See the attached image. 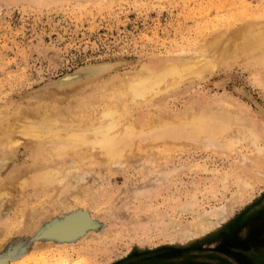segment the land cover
I'll return each mask as SVG.
<instances>
[{
	"label": "rangeland",
	"instance_id": "rangeland-1",
	"mask_svg": "<svg viewBox=\"0 0 264 264\" xmlns=\"http://www.w3.org/2000/svg\"><path fill=\"white\" fill-rule=\"evenodd\" d=\"M247 20H264V0H0V120L25 109L82 113L89 119L106 104L122 101L115 87L123 79L146 66L205 56L208 51L200 49L205 41ZM261 52L255 51L264 56V48ZM215 58L209 59L216 67L138 104L131 113L136 127L151 118H173L222 103L234 116L251 119L264 135V65L255 55L222 62ZM205 61L201 57L202 66ZM87 65L99 67L98 77L71 88L54 87V81ZM160 139H152L150 147L149 142L148 155L135 141L133 147L140 153L143 149L142 155L127 150L122 166H104L96 159L72 165L65 159L62 164H70L72 175L22 191L20 176L25 180L33 173H21V168L42 166L38 147L21 143L0 173V191L12 194L0 201V233L5 234V240L0 234V264L26 255L33 262L43 258L54 263L64 256V261L84 259L90 264H264V173L259 177L257 169L256 176L255 162L241 165L252 147L242 142L233 152L210 144L207 149L205 140L170 144ZM244 181L250 186L245 188ZM31 207L36 214L28 213ZM71 207L72 214H88L92 226L69 240L35 239L33 233L50 222L49 216L65 219ZM226 207V216L212 218L206 230H185L200 213ZM30 238L41 248L34 245L35 250L3 261L15 253L16 241Z\"/></svg>",
	"mask_w": 264,
	"mask_h": 264
},
{
	"label": "bare ground",
	"instance_id": "bare-ground-1",
	"mask_svg": "<svg viewBox=\"0 0 264 264\" xmlns=\"http://www.w3.org/2000/svg\"><path fill=\"white\" fill-rule=\"evenodd\" d=\"M248 17L250 18V16ZM247 21H245L247 23L244 24L243 26H239L237 28H230L227 30L224 29L225 31L224 32L220 31V33L215 32V34L217 33L218 35L214 37L212 35V38L210 39L207 38L208 40L205 41V43L202 45L200 49L206 50V52L208 51V53L211 55L210 57L213 59L216 56L218 59L217 58L215 59L217 61L219 60L218 62H222L225 59L230 60V59L235 58L236 56H239L241 58H247V57L255 55V56H258L257 63H259L260 65H264V56L258 55L259 53H262L261 51L264 48V20L263 21L253 20L251 22L250 20H247ZM256 50H258V54L255 53ZM201 53L203 52H200V54ZM208 53H206V55ZM212 54L214 57H212ZM196 56L195 58H193L194 54L192 57H188L187 55L188 60L184 63L174 62V63H170L169 65L146 66L140 72L136 73L134 76L132 75V77L130 78L123 79L115 87L119 91V98L122 99V101L120 102V100H118V103L112 106L106 104L107 106L105 105V108L98 111L95 115L92 114L93 116H91L89 119L85 118V116H83L82 113L81 114L79 113V115L73 116V115L68 114L67 111H66L67 114H64L65 113L64 110H63L64 113H52L50 112L51 110H49V112L48 111L43 112V111H37L33 109L26 110L25 108H24L25 110H22V111L20 110L21 112H19V114H17L16 116H13V117L11 116L12 119L10 120L1 119L0 120V173L2 169L5 167L6 162L16 157L17 149L19 145H21V143L27 144L28 146L32 145L34 147L36 146L38 147L39 153H40V156H39L40 163L42 167L39 170H27L26 168H21V171L19 172L21 173L28 172V174L29 172H31L33 174L30 177L29 176L26 177L25 176L26 174L22 175L26 177L25 180L24 178L20 176V178L23 179L21 181V184L19 183L20 181L17 182L20 185V187H18V189L20 188V190L22 188L27 189L26 187L30 189V185L34 186L33 188H35L36 184H38L40 181H42L43 183L45 182L47 185V182L51 180H55L54 178H56V182H58L57 179L58 180L62 179L64 175L66 176L72 175V174H69V172L73 171L69 169L71 168L70 164L68 162L66 163L69 165L65 163L68 166V168H66L67 166L62 164V161L64 162L65 159H71L69 162L70 163L73 162L74 164L72 163V165H76V164L78 165L84 162L86 163V161L90 159H96L98 160L100 164H105L104 166L106 165L111 166L114 163L115 165L119 164L120 166H122L123 163L127 164V162H123L124 156L126 155L127 150L134 151L133 148L136 145H133V144H135L134 143L135 141L139 140V144L140 145L143 144L142 148L143 149L146 148L147 151L145 149L143 152L142 148H141L142 149L141 151L143 152V154L148 155L147 154V152L149 153L148 148L153 144L152 142L154 140L160 141L161 140L160 138H162V142H165L166 140L167 141L169 140V142L170 141L175 142L176 140L177 141L185 140L186 142L190 143V142H199V141L201 142V140H205L208 143V146L210 144V146H214V147L216 146V149L218 147L219 150L222 148V150L223 149H225L226 151L233 150V152L234 150L237 149V148H234L236 147L237 144H240L242 142H247V144H249L250 147H252V153L250 154V156L245 155L246 157H243V158L241 157L242 159L241 165H242V162L246 163L248 161V163H252V164L255 162L257 166L255 167L256 169H254L253 172H256L255 173L256 176H258L261 172L263 174L264 169L262 168L264 166V159L262 160L261 157L264 156V135L261 134V132L257 130L256 124L251 119L249 120L248 118H242L241 116H237V115L234 116L230 111L229 105L218 103L217 106L215 105L216 108H211L207 106L202 107V108L199 107L198 110L193 111V112L188 111L182 116H177L173 118L172 116H170V118L163 116L158 119H156L157 117L151 118L145 124H143V126H140V127H136L134 120L131 119V113L134 110V108L138 106V104L145 103L151 98H154L156 95L158 96L160 92L163 93V91H166L174 86H177L179 83H181L183 80L187 79L188 77H191V76L194 77L197 75L199 76V73L201 74L207 67H208L207 69L211 68L213 65H215L216 67V64H214L215 62H212V60L209 59L210 57H208V55H207L208 58L205 57L204 55L203 56L199 55L200 56V58L198 57L199 59L196 58ZM201 57H204V59L206 60L205 61L206 63L204 62L205 64L202 63L203 66L201 65ZM98 71H99V67L94 66V65H90V66L87 65L86 67H83L79 71L73 72V74H67L64 77L57 79V81H54L55 86L54 84L53 86L56 89L57 88H60V89L71 88L77 84L83 83L86 80H91V78H93L94 76H97ZM88 112L90 113V111ZM83 114L85 115V113ZM158 115L160 116L161 113H159ZM137 138L139 139L137 140ZM163 139H166V140L164 141ZM140 140H141V143H140ZM149 142H151L150 145H149ZM183 143L184 141H182V144ZM198 144L200 145V143ZM210 146L207 149H210ZM134 149H135L134 153L136 155L139 153L138 155L140 157L142 155V152L140 153L138 149L136 148ZM136 150H138L137 153H136ZM128 158L130 159V156ZM155 159L158 160L157 155ZM251 160L252 162H249ZM58 161L61 162V164H59L58 166L56 165L57 168L55 165L49 166L51 162H58ZM121 162L122 164H120ZM131 164L132 163H130L129 165ZM156 164L158 163L155 162V165ZM162 164L164 163L161 162L157 166L159 167ZM60 165L63 166L64 169L60 167ZM58 168H62L63 170L58 169ZM115 168H117V166ZM257 169H259L258 170L259 174L257 173ZM147 170L148 168L145 171ZM250 170H253V169H250ZM75 176H72V177L74 178ZM147 176H148V173H147ZM261 176L262 175L260 174L259 177ZM262 177L264 179V176ZM64 180L65 179H63V181ZM66 180H67V177H66ZM16 181L17 180H15L14 182L15 184H16ZM13 184L10 186L14 187L18 185V184L17 185L14 184L13 186ZM32 186H31V189H32ZM249 186H250L249 183L244 181V187L247 188ZM14 189H16V187ZM7 191H10V190L6 189L5 191L3 190L0 191V201L3 200L4 198H9L10 195L12 196V194ZM12 191L14 192V190ZM16 191L18 190L16 189ZM76 204H75L76 207L80 205V204L78 205V202ZM34 207H31L33 209L28 210L29 211L28 213H32L33 215L36 214ZM66 209H67V206H66ZM227 209L228 207L223 208L222 209L223 211H219V210L209 211L208 210V212L206 211V212L200 213L194 218V221L192 220L191 224L189 223V225L186 226L185 230L190 232L191 229H193L194 233L190 232L192 234H195V232L202 230V227L203 229L206 230L205 227L210 226V224L213 223L212 221L214 220L212 218H216L215 219L216 221L218 220L221 221L222 218L226 216ZM72 210H73V207H71V210L69 212H71ZM72 212L68 217H66L65 219L63 218L60 221H57L59 219L56 218L57 217L56 214H55L56 217L49 216L51 218V219L49 218L50 222L45 223V224L43 223L44 226H42L43 224L42 225L40 224L42 227H40L39 230L36 231V233H33V235H35V239H39L40 235H42L43 237H47L48 239H59L60 240L61 238H64V239L69 240L70 238L78 234H82L84 231H86L88 228L92 226L93 219L90 218L88 214H85L82 212H77L76 214L74 213L72 214ZM26 219H27V215H26ZM47 220L45 219L44 222ZM36 224L38 225V222ZM31 225H32V222H31ZM27 227H28V224H27ZM3 235L5 234L3 233ZM3 235L1 234L2 237ZM4 238L5 237H3V239ZM32 240L34 239L30 238L28 242H24L22 239L16 241L15 251H14L15 253H13L12 255L11 254L6 255L9 257L3 256L4 258L3 261L8 260V258H15L19 254H22L24 252L28 253V252H31L32 250H35L34 245H39V244L30 242ZM43 246L44 245H42V247ZM26 256H25V259L23 258L22 260L20 259L21 261H13V262L6 263V264H90L87 260H84V259L82 261H79V260L64 261V256H60L61 258L59 257V260H57L55 263L51 262L48 259L43 260V258H41L39 261L33 262L32 261L33 257L28 258L29 255L27 257Z\"/></svg>",
	"mask_w": 264,
	"mask_h": 264
}]
</instances>
